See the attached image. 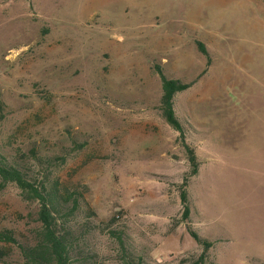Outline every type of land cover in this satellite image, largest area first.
Listing matches in <instances>:
<instances>
[{"label":"rangeland","instance_id":"rangeland-1","mask_svg":"<svg viewBox=\"0 0 264 264\" xmlns=\"http://www.w3.org/2000/svg\"><path fill=\"white\" fill-rule=\"evenodd\" d=\"M0 154L63 197L68 264H195L189 225L203 264H264V0H0ZM40 207L0 177V264Z\"/></svg>","mask_w":264,"mask_h":264},{"label":"trees","instance_id":"trees-1","mask_svg":"<svg viewBox=\"0 0 264 264\" xmlns=\"http://www.w3.org/2000/svg\"><path fill=\"white\" fill-rule=\"evenodd\" d=\"M197 43L200 51L203 54L208 55L209 53L206 46L201 41H198ZM160 75L163 85L161 107L164 116L169 123L183 135L184 125L176 115L173 100L177 92L187 89L190 84L168 78L162 71H160ZM187 148L190 153V161L193 167L192 173L196 174L198 172L197 156L190 146L187 145ZM24 173L25 172L22 168L17 165L8 164L0 157V177L2 181L4 183H16L21 189L28 191L33 198L40 202L41 205L39 214L43 224V239L40 243L33 246L23 245L26 264H68V259L70 258V243L67 237L60 234V231L57 229L56 218L54 215V211L56 212V206H54L55 198L63 199V197H57L51 193L48 187L44 184L37 186L36 183L26 178ZM181 200L184 206L183 219L186 221L191 214L187 190L181 192ZM188 231L192 237L204 247L203 252L195 262V264H203L207 257L208 250L214 245V242L202 237L190 225L188 226ZM5 237L10 241L14 240V237L10 235Z\"/></svg>","mask_w":264,"mask_h":264}]
</instances>
